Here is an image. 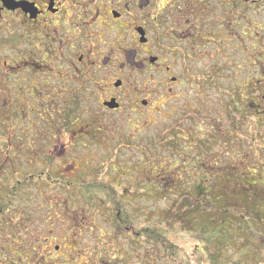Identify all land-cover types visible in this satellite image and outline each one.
Returning <instances> with one entry per match:
<instances>
[{
  "label": "flooded vegetation",
  "instance_id": "obj_1",
  "mask_svg": "<svg viewBox=\"0 0 264 264\" xmlns=\"http://www.w3.org/2000/svg\"><path fill=\"white\" fill-rule=\"evenodd\" d=\"M262 4L252 0L251 6L260 9ZM251 39L257 38L250 29L245 31V0H0V180L8 182V171L16 170L18 186L63 184L62 177L50 170L57 164L71 168L74 153L88 151L91 138L113 134L111 125L93 116L94 103L108 112L123 111L127 119L132 117L134 129L142 124L147 129L155 104L168 119L178 112L177 118L188 120L187 112L194 111L197 117L207 110L202 91L208 87L218 94L221 86L226 99L209 104L226 108L229 118L234 89L245 94V70L234 56L238 52L245 67V42L255 49ZM138 93L147 97L137 99ZM138 113L145 118L143 123L134 115ZM163 143L179 152L175 164L179 157L186 161L184 144L168 137ZM194 147L199 148L198 143ZM144 151L150 161L149 148ZM87 162L76 161L82 166ZM216 162L231 168L221 158ZM215 165L197 163L211 177ZM24 166L27 174L19 171ZM176 168L192 177L190 182L200 173L186 162ZM152 184L147 179L142 187L147 200L153 197ZM160 184L168 196L169 182ZM184 185L188 183L179 187ZM190 192L186 199L202 198L200 188ZM123 194L128 202L136 198L131 190ZM245 198L252 196L245 193ZM152 212L144 211L149 216ZM115 216L119 223L128 222L121 210ZM151 228L147 226L145 234H153ZM109 246L117 247L116 239ZM105 259L99 256L98 261L107 264Z\"/></svg>",
  "mask_w": 264,
  "mask_h": 264
},
{
  "label": "rangeland",
  "instance_id": "obj_2",
  "mask_svg": "<svg viewBox=\"0 0 264 264\" xmlns=\"http://www.w3.org/2000/svg\"><path fill=\"white\" fill-rule=\"evenodd\" d=\"M258 1L263 2L260 9L251 6L252 0H245V31L250 29L257 39H251L253 51L245 42V67L235 53L240 70H245V94L243 89H234L230 117H225L226 108L209 104L226 99L221 86L218 94L208 87L202 91L207 110L197 117L194 111L187 112L188 120L177 118L178 112L168 119L155 104L147 129L144 124L134 129L132 117L127 119L123 111L108 112L94 103L93 116L99 123L111 125L113 134L91 138L88 151L74 153L71 168L57 164L50 170L62 177L63 184L18 186L20 173L16 170L13 174L8 171V182L0 180V264H100L99 256L107 264H141L147 259L152 264H264V205L256 208L245 202V190L234 185L237 176L239 184L248 187L247 193L257 190L251 199L264 197V0ZM236 44L240 49L241 43ZM250 81L259 82L255 89L249 88ZM188 94L192 98V91ZM146 97L138 93L135 98ZM245 97L246 102H255L246 113ZM134 115L141 123L145 121L139 113ZM167 137L185 145L186 161L179 157L175 164L179 152L163 143ZM218 158L231 168H222ZM83 159L88 161L84 166L76 163ZM182 162L200 170L195 181L190 182L192 177L176 168ZM197 163L205 167L217 164L212 167L214 176ZM23 168L19 171L27 174L29 170ZM147 179L153 182L149 200L142 192ZM161 180L169 182L168 196L162 194ZM172 182L177 186H171ZM197 187L207 195L186 199L188 190L194 194ZM130 190L136 198L128 202L121 195ZM117 210L128 216V222H117ZM145 210L153 211L152 215ZM126 225L129 229L123 227ZM147 226L153 227V234H145ZM114 239L117 247H110Z\"/></svg>",
  "mask_w": 264,
  "mask_h": 264
},
{
  "label": "trees",
  "instance_id": "obj_3",
  "mask_svg": "<svg viewBox=\"0 0 264 264\" xmlns=\"http://www.w3.org/2000/svg\"><path fill=\"white\" fill-rule=\"evenodd\" d=\"M249 78L251 79V77L249 76ZM258 83L259 82H255V83H253L252 81H250V87H249V85H248V87L250 88V89H255V87L258 85ZM249 104H251V107L252 106H254L255 105V102L251 99L250 101H248V102H246V97H245V113L247 112V109H249L250 107H249ZM254 104V105H253ZM234 185H237V186H239V187H242L244 190H245V192L247 193V191H249V189H247L248 187H246V185H243V184H239V180H238V177L237 176H235V178H234ZM247 185H248V183H247ZM236 186V187H237ZM252 186V185H251ZM254 188V187H253ZM253 192L252 193H257V190H252ZM252 193H247V194H252ZM202 194L203 195H207V193H203L202 192ZM237 194H234V196H236ZM239 195H241L240 194V192H239V194H238V196ZM243 195V194H242ZM234 201H237L236 199H234ZM245 202H248V203H252V204H254L255 205V207L257 208V206L259 205V206H261V205H264V199H262V197H259L258 195H257V197L256 198H254V199H248V198H245ZM251 204V205H252Z\"/></svg>",
  "mask_w": 264,
  "mask_h": 264
},
{
  "label": "water",
  "instance_id": "obj_4",
  "mask_svg": "<svg viewBox=\"0 0 264 264\" xmlns=\"http://www.w3.org/2000/svg\"><path fill=\"white\" fill-rule=\"evenodd\" d=\"M111 108H113L114 106L112 104H108Z\"/></svg>",
  "mask_w": 264,
  "mask_h": 264
}]
</instances>
